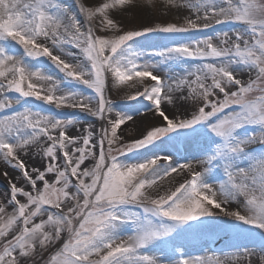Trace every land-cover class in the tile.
<instances>
[{
  "label": "snow or ice",
  "instance_id": "obj_1",
  "mask_svg": "<svg viewBox=\"0 0 264 264\" xmlns=\"http://www.w3.org/2000/svg\"><path fill=\"white\" fill-rule=\"evenodd\" d=\"M153 2L104 0L73 11L66 0H0V111L10 110L0 114V177L7 188L0 264H29L64 232L69 238L47 264H264V94L249 99L264 93V0H164L190 15L139 30L124 31L114 18L150 10L145 5ZM219 25L239 27L232 35L208 34ZM141 39L169 43L148 52ZM41 60L60 81L28 63ZM192 61L199 63L181 67ZM253 72L247 83L238 78ZM109 77L115 87L142 88L126 97V111H116L107 97ZM80 88L95 96V108ZM8 93L20 110H12ZM30 100L39 102L36 110L24 106ZM188 105L187 114L165 110ZM61 109L100 121L98 134L89 124L70 135L74 121L58 118ZM149 114L161 123L143 132L137 125L140 138L122 143V126ZM254 144L262 151H250ZM95 149L94 166L82 167ZM30 152L42 167L21 158ZM129 153L134 161L121 159ZM173 174L188 178L175 190L149 194ZM241 197L246 214L230 211ZM124 226L130 234H122ZM206 231L259 243L195 258L178 246L179 237Z\"/></svg>",
  "mask_w": 264,
  "mask_h": 264
},
{
  "label": "rangeland",
  "instance_id": "obj_2",
  "mask_svg": "<svg viewBox=\"0 0 264 264\" xmlns=\"http://www.w3.org/2000/svg\"><path fill=\"white\" fill-rule=\"evenodd\" d=\"M102 2H104V0H66V3L69 5V7L73 11H75L76 7L80 4H83L85 7H88V6H98ZM145 9H150V10H141L137 8L131 12H128L125 16L114 17V18L117 19L118 22L121 24L122 29L124 31H127V30H139L143 27H151L157 24H166V23H172V22L182 23L183 18L190 15L189 10L182 9V10L177 11L173 9L172 6L170 5L166 6L164 3V0H154L153 5L151 6L145 5ZM78 18L83 19L82 17H78ZM237 27L239 26L219 25L215 29L209 30L208 34H211L212 31H216V32L228 31L229 35H232V33L235 31ZM98 34H104V33L98 32ZM116 34H119V33H116ZM191 38L200 39L202 38V35L193 34ZM181 42H184V41H181ZM214 42L218 43V41H214ZM139 43L143 47L144 51L151 52L153 50H159L161 47L168 44L169 42L162 41V40H155V39H141ZM65 51L75 52V50L72 48H65ZM56 54H59V52H57ZM17 55L19 56L20 54L17 53ZM75 55L79 59L80 57L79 52H75ZM78 59L71 60V62L75 64L78 62ZM208 62H212V61L209 60ZM28 63L32 67L33 70H36V68H39L43 74L51 75L57 81L61 80L60 74L57 73L53 68H51L43 60L38 61V62L28 61ZM195 63H199V61H192L186 65H182L181 67H191L192 64H195ZM176 71L177 73H179L178 68L176 69ZM159 74L163 75L164 73H159ZM254 77H255L254 72L251 74L240 73L238 75V78H241L242 81H244L245 83H247L250 78H254ZM210 83H211L210 79L206 81V84H210ZM61 87H65V85L61 83ZM259 87H264V85H259ZM79 90L84 92L85 95H92L91 106L95 108L96 107L95 96L86 88H80ZM137 90H142L140 85H137L136 88H131L128 86L115 87L112 84L111 77H109L106 95L109 99H111L113 104L117 106L116 111H126L128 108V105L125 103L126 97L130 95H134ZM231 90L234 91L236 89L232 88ZM262 94L264 93H261L258 90L254 91L253 93L249 94V99H255L256 97H259ZM8 95H9V98L12 99V103H13L12 110H20V106L17 105L15 102V94L8 93ZM217 95L220 96L221 99L223 98L222 94H220L218 91H217ZM2 98L3 97L0 96V99ZM24 106L30 107L33 110H36L39 107V102L30 100L28 104ZM165 110L166 112H168L169 115L173 114V112H175L177 115H181V114H187L191 112L193 108L191 107V105L184 106V107H177L175 109H173L171 106H165ZM0 114L8 115L10 114V110H2L0 111ZM58 118L74 121V124L68 129V132L70 135H80L89 124H91L97 130V134H98L99 129L101 127L100 121L90 116H86L84 113H81L78 110L61 109L60 115L58 116ZM135 119H136V125H133L131 124V122H129L128 124L122 126V129L120 130L122 133H124L122 143H128L132 139L140 138V133L136 131L137 125L140 127V131L143 132L144 129H150L153 125H159L161 123V120L158 116H152L151 114H149L147 118L143 116H137ZM93 143H95V139L93 140ZM114 147H119V145H114ZM249 150L255 151V152L262 151L259 145H256V144L250 145ZM94 151L96 153L95 157L89 158V160L86 161L85 165H83L82 167L91 168L92 166H94L96 159H98V155H99L98 149H95ZM21 158L25 160L26 164L29 167H42L41 159L38 156H36L34 152H30L28 155L22 156ZM121 159H124L126 161H134L136 157L134 154L129 153L128 156L122 157ZM242 166L247 167V165H242ZM3 167H4V164L2 161H0V168H3ZM8 170L10 171L12 175L17 176V177L19 176L18 172H12L11 169H8ZM48 179L50 182H53L54 175L49 174ZM184 179H187V178H182L180 181L166 188L151 189L149 190V194L155 196L158 194H164L165 192L175 190V187H178L179 183H182ZM26 190H30V189H26ZM6 193H7L6 182L3 180L2 177H0V202L6 199ZM256 194L259 195V193H256ZM22 202H26V201L22 199ZM228 208L230 211L240 210L242 211V214H246V211H247L244 206L243 197H241L238 201L229 203ZM6 211L8 214L12 213L11 208H7ZM6 218L7 217L5 216V219ZM42 218L46 219V216ZM39 219H41V217H38L36 222H39ZM73 223L74 225L78 226V221H73ZM121 232L122 234H130V226H124L121 229ZM68 238L69 236L67 232L62 233L61 239L54 246H49L46 250L40 252L35 258V261L30 260L29 264H47L51 256L54 255L55 252L61 248L62 244ZM222 238H224V243H222L223 241L221 243L219 242ZM258 243H259L258 239L255 242H252L244 238L234 237L232 234H225V233L217 234L212 231H206V232H201V233H189V234H185L182 237L178 238V246L190 257L193 256L194 253L204 254L208 256L210 253L220 254L221 250H228L229 246L231 245H241V246L253 247L255 245H258ZM213 244H219L221 249L218 251L213 250L212 248Z\"/></svg>",
  "mask_w": 264,
  "mask_h": 264
},
{
  "label": "bare ground",
  "instance_id": "obj_3",
  "mask_svg": "<svg viewBox=\"0 0 264 264\" xmlns=\"http://www.w3.org/2000/svg\"><path fill=\"white\" fill-rule=\"evenodd\" d=\"M197 170H200V166H197ZM173 177H175V179H173ZM173 177H168L165 178L163 181H159L158 184L156 186H154L153 189H161V188H166L169 187L170 185H173L174 183L180 181L182 178H188L186 175H180L177 176L176 174H173ZM223 241V242H222ZM220 243H224V238H222L220 241ZM222 245V244H221ZM219 254V253H218ZM213 255V253H210L209 256ZM197 256H205L208 257V255H204V254H196L194 253L193 258L197 257ZM222 258V257H221Z\"/></svg>",
  "mask_w": 264,
  "mask_h": 264
}]
</instances>
